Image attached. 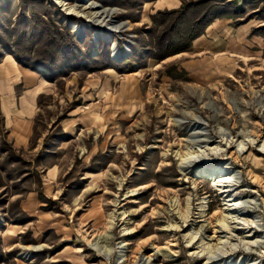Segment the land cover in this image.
<instances>
[{
    "label": "rangeland",
    "instance_id": "1",
    "mask_svg": "<svg viewBox=\"0 0 264 264\" xmlns=\"http://www.w3.org/2000/svg\"><path fill=\"white\" fill-rule=\"evenodd\" d=\"M89 2L0 0V264H264V0Z\"/></svg>",
    "mask_w": 264,
    "mask_h": 264
},
{
    "label": "crops",
    "instance_id": "2",
    "mask_svg": "<svg viewBox=\"0 0 264 264\" xmlns=\"http://www.w3.org/2000/svg\"><path fill=\"white\" fill-rule=\"evenodd\" d=\"M26 81L20 80L26 90L15 93L14 86L0 82V111L6 134L15 148L25 149L28 147L29 138L32 133L35 99L39 93L40 83L36 81L35 74L32 76L23 73Z\"/></svg>",
    "mask_w": 264,
    "mask_h": 264
},
{
    "label": "bare ground",
    "instance_id": "3",
    "mask_svg": "<svg viewBox=\"0 0 264 264\" xmlns=\"http://www.w3.org/2000/svg\"><path fill=\"white\" fill-rule=\"evenodd\" d=\"M82 2H83V5L85 6V8L83 9V10H85V9H89V10H93L95 13H94V15H96V17H99V18H101V21L103 22V24L104 25H108V27H110V32L111 31H114V33H118V32H121V31H123L125 28H126V24H123V23H118V21H115V20H113V18H112V13L110 12V11H107L106 9H103V8H101V7H99V6H94L93 5V3H90L89 2V0H81ZM82 5V6H83ZM78 7L77 8H74V7H72V8H70L69 9V11L70 10H72V12L71 13H73V14H75L77 11H78ZM81 11L82 13H84V11ZM85 14V13H84ZM76 16H79V15H77V14H75ZM93 15V16H94ZM80 16H83V14H80ZM84 17H88L86 14L84 15ZM112 28V29H111ZM72 30H73V32H75L76 34H82L84 31H85V24H82V25H79V24H72ZM116 51V50H115ZM115 57H118V55L117 54H115ZM228 141H226V143H227ZM199 143V142H198ZM197 143V144H198ZM206 143V142H205ZM225 143V144H226ZM224 144V145H225ZM230 145H231V143H230ZM229 145V146H230ZM185 155H187V153H185ZM191 163H194V161L191 159V160H187L186 159V161H184V160H181V169H182V171H185V170H187L189 167H190V164ZM196 163V162H195ZM205 176H209V177H211V172H207V173H205L204 174ZM215 179V180H214ZM213 182L215 183V185L216 186H219L220 187V185H221V183H223L224 182V180L222 179V177H214L213 179ZM228 185V184H227ZM230 186H225V187H222V188H220V190H225V191H228L227 189L229 188ZM93 246V248L94 249H96L99 253H103L104 255H106V254H108V252H110L109 251V249H105V248H103L102 249V245H98V243H95V244H93L92 245ZM108 256V255H107Z\"/></svg>",
    "mask_w": 264,
    "mask_h": 264
},
{
    "label": "trees",
    "instance_id": "4",
    "mask_svg": "<svg viewBox=\"0 0 264 264\" xmlns=\"http://www.w3.org/2000/svg\"><path fill=\"white\" fill-rule=\"evenodd\" d=\"M215 17V16H214ZM197 34H194L190 39H192V38H194L195 36H196ZM185 46H182V47H180V48H177V50H175V51H178V49H179V51H180V49H183Z\"/></svg>",
    "mask_w": 264,
    "mask_h": 264
}]
</instances>
